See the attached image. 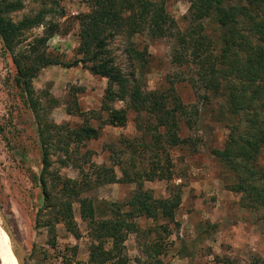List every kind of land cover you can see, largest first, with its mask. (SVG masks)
<instances>
[{"label": "rangeland", "instance_id": "obj_1", "mask_svg": "<svg viewBox=\"0 0 264 264\" xmlns=\"http://www.w3.org/2000/svg\"><path fill=\"white\" fill-rule=\"evenodd\" d=\"M149 1L163 2L165 13L175 22L172 34L156 37L145 31L133 36L118 34L108 41L107 48L127 80L128 95L105 105V78L81 65L48 66L31 82L34 97L39 96L33 114L16 84L14 58L51 30L45 44L51 58L62 65L80 58L79 19L89 7L83 0H2L6 4L2 19L14 31L7 42L0 37V213L19 247L22 264H85L96 243L88 236L91 222L81 217L80 201L91 204L96 221L117 219L133 211L125 204L140 191L153 200L178 195L180 203L172 220L160 213L155 219L133 215L135 232L127 234L117 256L125 258L126 264H264V202L256 195L258 189L264 193V146L257 153L251 147L260 137V129L254 132L251 128L253 121L261 124L264 135V94L253 96L255 86H249L245 68L234 65L237 57H245L240 52L228 54L220 65L217 90L198 82L193 63L179 65L174 59L176 34L189 26L184 19L189 0ZM224 2L248 6L253 12L251 24L246 17L240 18L243 34L250 35L254 24L264 21V6L248 5L244 0ZM200 27L212 55L220 58V30L214 18H204ZM133 48L141 53L139 60L133 58ZM136 89L142 96L171 93L182 104L183 111L176 115L177 145L170 147L165 142L155 115L130 107L129 93ZM250 96L256 98L249 102ZM166 104L173 107L169 99ZM104 107L125 110L124 125L105 124L109 110ZM37 119L42 125L57 126L43 129L44 138L51 140V164L42 176ZM82 126L94 129L97 137L86 139L78 131ZM155 137L161 144L155 143ZM168 161L169 180H145L153 165L162 168ZM88 163L105 165L119 180L125 179L123 174L140 178L136 183L97 185ZM84 177L89 187L81 186L79 196L72 197L64 181L81 185ZM67 202L78 238L56 218ZM45 223L54 224L53 235ZM153 242L164 251L150 260L146 249ZM103 247L109 250L111 242L106 240ZM13 253L17 257L15 248ZM115 263L114 259L105 264Z\"/></svg>", "mask_w": 264, "mask_h": 264}, {"label": "trees", "instance_id": "obj_2", "mask_svg": "<svg viewBox=\"0 0 264 264\" xmlns=\"http://www.w3.org/2000/svg\"><path fill=\"white\" fill-rule=\"evenodd\" d=\"M59 1V0H58ZM89 7V12L81 15L79 19V46L77 54L80 56L77 60L71 63L64 64L56 61L46 52L45 44L51 37L53 31H49L43 37H39L28 45L25 53L17 56L13 60L16 71V84H18L26 95L27 103L30 111L34 114L37 111L39 104L34 97V90L31 82L36 78L39 70L48 66L61 65L64 68L81 67L89 71L92 75L100 76L107 80V87L105 89L104 101L109 103L114 100H122L128 95L126 79L123 77L121 70L114 62V58L108 50V41L118 34L133 36L134 34L147 31L152 36H168L175 28V22L167 15L163 8V2L155 3L149 0H83ZM248 5L264 6V0H244ZM6 4H2L0 0V37L3 41H8V36L14 31V28L2 19V12ZM188 15L184 17L189 23L187 30L176 34V44L178 46L175 52L174 59L181 65L189 62L193 63L197 68L196 76L198 82H203L207 89L217 90L220 85V74L222 69L221 64L226 59L227 55L240 52L245 56L244 58L237 57L233 63L234 65L242 66L244 69V77L248 80L249 86L254 85L251 94L253 96L264 94V21L261 19L254 24L252 33L250 35L243 34L240 26L242 17L250 20V24L254 21L252 11H249L248 6L227 5L224 0H189ZM213 17L218 29L220 30V58L212 55L210 51V42L205 35H203L201 22L205 18ZM242 25V23H241ZM133 52V58L139 60L141 53L134 48L130 49ZM180 54V57H178ZM188 58V59H186ZM243 59V60H242ZM222 60V61H221ZM242 62V63H241ZM241 63V65H240ZM261 83H258V82ZM117 86L118 91H114L113 87ZM244 93V90L242 91ZM233 93L236 91L233 90ZM245 94V93H244ZM130 107L135 111H143L156 117V128H163L162 137L166 136V143L171 147L177 145L179 142L177 136L178 120L176 115L183 111L182 104L176 97L169 93L168 95H157L150 92L145 95L139 94L136 89L135 92L129 93ZM256 97H249V102ZM171 100L173 107L169 108L166 100ZM236 99V98H235ZM38 100V99H37ZM109 119L105 124L113 126H123L126 119V111L109 109ZM105 107L104 110L106 111ZM38 115H35L37 117ZM111 116V117H110ZM260 123L253 121L251 128L254 132L260 129V137L257 142L252 143L251 147L255 153L261 149L262 142H264V135ZM37 132L41 142V176L49 169V145L48 140L42 135L43 129L57 128L55 125H42L41 121L37 119ZM2 127V126H1ZM0 127V128H1ZM86 139L96 138L97 132L88 127L82 126L78 130ZM262 133V134H261ZM158 138V137H155ZM51 142V140H50ZM155 143H160L159 138ZM161 144V143H160ZM75 164V163H73ZM169 161L162 168L158 164L153 165L152 169L145 173L146 181L169 180L171 173L169 169ZM89 169L95 171L94 183L111 184V183H136L140 176L128 177L123 174L125 179H116L113 171L109 170L105 165H95L88 163ZM159 168V169H157ZM82 173V168L78 169ZM128 177V178H127ZM90 181L84 177L83 183L78 185L76 181L65 180L63 185L67 190H71L72 197L79 196L81 186L87 189ZM77 185L79 186L77 190ZM42 193L45 199L48 198V193L44 188L45 182L41 178ZM260 193H256L257 197L264 202V193L258 189ZM255 196V195H254ZM146 192H138L131 197V200L125 206L132 207L133 211L122 213L118 215L117 219L109 220H94V214L91 204L86 205V199L81 200V217L89 219L91 223L87 224V232L92 244L89 249V259L85 264H105L110 260H116L115 264H126L124 258H117L119 255V246L123 244L128 233L135 230L133 215H145L147 218L155 219L160 213L161 217L173 219V212L179 206L180 199L178 195L173 198L153 200ZM60 216L57 218L65 229L72 233L74 238H78L76 224L73 221L71 212V203L64 204L61 209ZM55 218V219H56ZM45 223L50 234H54V224ZM135 232V231H134ZM206 232V231H205ZM112 242V247L106 250L103 246L105 241ZM201 240V238H200ZM54 243V242H53ZM52 243V245H53ZM184 243V242H183ZM183 250L185 245H182ZM164 248L161 244L153 242L147 246L146 252L148 259H157ZM181 255L182 254V251ZM184 256V255H183Z\"/></svg>", "mask_w": 264, "mask_h": 264}, {"label": "bare ground", "instance_id": "obj_3", "mask_svg": "<svg viewBox=\"0 0 264 264\" xmlns=\"http://www.w3.org/2000/svg\"><path fill=\"white\" fill-rule=\"evenodd\" d=\"M13 251V243L0 221V264H18V259Z\"/></svg>", "mask_w": 264, "mask_h": 264}, {"label": "water", "instance_id": "obj_4", "mask_svg": "<svg viewBox=\"0 0 264 264\" xmlns=\"http://www.w3.org/2000/svg\"><path fill=\"white\" fill-rule=\"evenodd\" d=\"M0 221H1V224L4 227V229L6 230L11 242L13 243V246H14L16 254H17L18 264H22V259L17 253V251L19 250V247L16 244V242L13 240L12 235H11V233L9 231L8 225H7L6 221H5V219L3 218V216L1 215V213H0Z\"/></svg>", "mask_w": 264, "mask_h": 264}, {"label": "crops", "instance_id": "obj_5", "mask_svg": "<svg viewBox=\"0 0 264 264\" xmlns=\"http://www.w3.org/2000/svg\"><path fill=\"white\" fill-rule=\"evenodd\" d=\"M110 242H111V241H110ZM124 242H125V241H124ZM124 242H123V243H124ZM111 245H112V242H111Z\"/></svg>", "mask_w": 264, "mask_h": 264}]
</instances>
